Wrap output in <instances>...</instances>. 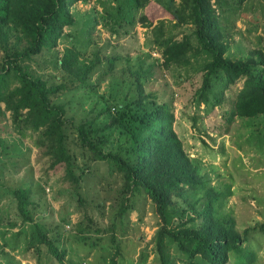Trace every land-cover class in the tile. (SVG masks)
Returning <instances> with one entry per match:
<instances>
[{
    "label": "rangeland",
    "instance_id": "rangeland-1",
    "mask_svg": "<svg viewBox=\"0 0 264 264\" xmlns=\"http://www.w3.org/2000/svg\"><path fill=\"white\" fill-rule=\"evenodd\" d=\"M98 11L102 7L97 0L76 2L72 6L75 23L64 28L59 43L23 63L49 84L65 86L54 100L63 104L66 111L63 118L70 146L81 165L78 173L85 169L78 193L65 165H52L43 130L24 128L6 102L0 103V264H112L113 258L117 264H160L155 254L160 218L154 203L143 192L138 193L134 196V209L125 216L119 214L121 176L117 172L111 174L106 161L92 159L74 141L75 124L89 122L101 128L111 122L112 116L136 108L134 102L142 86L144 96L153 100L158 96L160 101L170 103L175 114L174 128L209 184L222 191L231 187L233 195L218 214L233 219L240 232L255 228L244 245L255 249L252 264H264V120L239 118L226 132L223 116L232 107L243 81L224 92L222 85L216 84L210 103L199 104L197 92L203 72L195 66L202 59H193L192 65L166 68L158 61H163L161 53L146 44L150 30L137 23L128 34L116 37L103 24L94 23ZM156 15L162 17V11ZM88 20L91 22L85 25ZM193 29V25L185 24L174 29V33L181 39ZM227 40V55L233 59H246L262 49L264 0L245 4ZM12 42L27 43L21 36ZM68 47L78 49L81 61L87 64L99 59L87 82L71 85L73 74L56 65ZM4 53L0 49V63ZM112 58L114 64L110 63ZM17 85L11 77L10 89ZM214 95H223L221 104L215 102ZM123 127L98 133L97 141L103 134L108 138L102 144L105 152L129 145ZM122 153L127 156L126 151ZM27 186L33 191L30 208L34 219L46 226L48 235L57 239L61 251L65 250L62 260L47 245H39L31 237L32 223L21 220L16 199L8 189ZM203 194L189 191L188 201L199 207ZM112 224L116 226L110 231ZM82 226L88 230L82 231ZM175 251H170L174 264H183Z\"/></svg>",
    "mask_w": 264,
    "mask_h": 264
},
{
    "label": "trees",
    "instance_id": "trees-1",
    "mask_svg": "<svg viewBox=\"0 0 264 264\" xmlns=\"http://www.w3.org/2000/svg\"><path fill=\"white\" fill-rule=\"evenodd\" d=\"M78 1L82 0H0V49L5 50L0 63V103L6 102L15 120L24 128L43 130L49 141L52 165H65L76 192L85 169L78 173L81 165L70 146L63 118L66 111L63 104L54 100L65 86L49 84L23 63L59 43L64 28L75 23L72 6ZM97 1L102 11L94 18L95 24H103L112 35L120 37L140 23L150 30L146 44L161 53L163 61H158L164 67L192 65L193 59H202L195 66L203 72L202 85L197 92L199 104L210 103V93L216 84L222 85L224 92L243 81L232 107L223 115L227 122L226 132L239 118L264 120V43L261 41L262 49L246 59L227 55L228 34L249 0ZM159 11L163 16L157 18ZM90 22L86 21L85 25ZM185 24L193 25V32L179 39L174 29ZM19 36L26 39L25 45L12 44ZM80 55L78 49L68 47L56 61V65L73 74V86L79 81L87 82L99 61L87 64L81 61ZM114 58L110 63L114 64ZM11 77L19 83L12 90ZM138 91L139 97L134 102L137 107L112 116L111 122L103 127H94L89 122L73 126L77 132L76 144L92 159L106 161L111 174L117 172L121 176L118 213L129 214L135 207L133 200L138 193L143 192L154 203L160 218L155 237V254L160 264H174L170 252L173 249L183 264H252L255 249L244 244L255 228L240 232L233 219L218 214L233 190L229 187L222 191L210 185L201 174L174 128L175 114L170 103L160 101L158 96L155 100L144 96L143 86ZM214 99L221 104L223 95H214ZM114 127L124 128L129 145L105 152L102 144L108 138L104 134L99 141L96 138L100 131ZM123 150L127 156L123 155ZM189 191L204 192L199 207L188 201ZM8 192L16 199L22 222L32 223L31 237L39 245H47L48 250L62 260L65 250L61 251L57 239L48 235L50 231L36 222L31 212L32 188L16 187ZM115 226L112 224L109 230L113 231ZM86 227L82 226L81 230H88ZM113 237L116 238L114 234ZM112 264H117L116 258Z\"/></svg>",
    "mask_w": 264,
    "mask_h": 264
}]
</instances>
